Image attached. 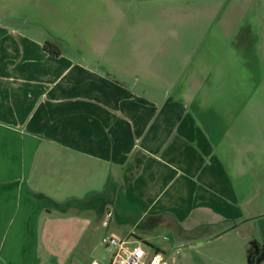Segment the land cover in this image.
<instances>
[{"label": "crops", "instance_id": "crops-1", "mask_svg": "<svg viewBox=\"0 0 264 264\" xmlns=\"http://www.w3.org/2000/svg\"><path fill=\"white\" fill-rule=\"evenodd\" d=\"M38 1L15 12L13 0H0V264H101L92 244L52 239L48 221L62 214L38 192L60 203L101 199L103 212L92 203L79 213L97 214L111 237L130 222L119 236L140 244L147 261L158 254L167 264L164 248L150 238L167 222L164 215L181 225L176 218L194 214L193 225H202L224 208L218 140L199 128L188 98H143L142 67L135 73L136 64L129 70L116 51L101 49L103 37L91 39L90 51L49 38L40 20L21 12ZM75 118L85 125L77 128ZM146 217L152 221L143 223Z\"/></svg>", "mask_w": 264, "mask_h": 264}, {"label": "rangeland", "instance_id": "rangeland-1", "mask_svg": "<svg viewBox=\"0 0 264 264\" xmlns=\"http://www.w3.org/2000/svg\"><path fill=\"white\" fill-rule=\"evenodd\" d=\"M29 2L34 0H13L10 10L18 12L20 3ZM32 3L21 12L40 20L48 37L87 51L91 39L103 37L101 49L116 51L128 69L136 64L135 73L142 67L143 98L152 96L157 103L188 98L199 128L218 140L224 164L217 187L224 208L202 225H193L194 214L174 219L181 225L169 224L172 217L164 215L167 222L150 238L164 248L167 264H264V0H39L34 9ZM66 81L62 90L68 96ZM147 103L143 110L152 105ZM74 120L77 128L85 125L82 118ZM229 143L234 147H224ZM92 203L103 212L101 199L62 202L57 208L62 215L48 221L49 234L60 243H90L93 257L109 264L108 227L97 214L79 213ZM148 221L152 218L143 219ZM130 228L126 222L112 237L122 239L119 234Z\"/></svg>", "mask_w": 264, "mask_h": 264}, {"label": "built area", "instance_id": "built-area-1", "mask_svg": "<svg viewBox=\"0 0 264 264\" xmlns=\"http://www.w3.org/2000/svg\"><path fill=\"white\" fill-rule=\"evenodd\" d=\"M106 245L112 250L109 264H163L158 254H153L147 261L142 246L140 244L128 246L126 239L110 237Z\"/></svg>", "mask_w": 264, "mask_h": 264}, {"label": "trees", "instance_id": "trees-1", "mask_svg": "<svg viewBox=\"0 0 264 264\" xmlns=\"http://www.w3.org/2000/svg\"><path fill=\"white\" fill-rule=\"evenodd\" d=\"M47 47H48V49H50L51 46L47 45ZM53 53H54V55L55 54L57 55L58 54V51H53ZM36 195H38L39 198H41L42 200H43V198L44 199L47 198V201H50L51 206H54L55 208H61L63 206L62 203L56 202V201L48 198V196H46L45 194H43L41 192L36 193ZM143 243H145V242H143ZM157 250H159V249H157Z\"/></svg>", "mask_w": 264, "mask_h": 264}]
</instances>
